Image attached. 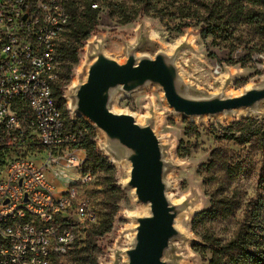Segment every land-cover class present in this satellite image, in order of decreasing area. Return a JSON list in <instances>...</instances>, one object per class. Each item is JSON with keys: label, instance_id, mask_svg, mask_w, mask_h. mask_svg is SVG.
<instances>
[{"label": "rangeland", "instance_id": "1", "mask_svg": "<svg viewBox=\"0 0 264 264\" xmlns=\"http://www.w3.org/2000/svg\"><path fill=\"white\" fill-rule=\"evenodd\" d=\"M158 1V4L145 7L139 0H99L98 32L87 40L79 53V63L73 68V78L64 86L67 107L68 94L73 82L83 79L86 74L92 47L89 42L94 38L106 40V52L118 60L125 59L126 45L135 43L140 35L146 39L141 52L151 55L158 50L172 53L176 47L181 46L177 57L180 71L186 80L202 93L224 91L227 95H237L246 88L264 81V51L254 54L252 58L248 54V47L254 42H259V47L264 50V41L254 39L249 27H241L233 36L227 38L216 40L212 37L203 38L202 24L192 17H182L180 0ZM133 12L139 13L132 21L123 22L124 15ZM62 39L65 43L72 41L68 33ZM251 39L253 40L250 43ZM113 107L136 117L149 115L151 110L156 112L157 134L167 148L168 158L177 165L168 174L172 183V197L177 202L184 200L190 206L188 216L180 219L178 223L180 229L188 236V240L176 241L175 254L179 256V264H207L211 256L209 252L199 253L194 248V243L202 242L200 233L204 228L193 230L192 220L198 213L210 207L212 194L215 192L235 194L242 199L243 204L260 198L264 202V190L258 188L259 174L264 164V151L259 150L254 143L238 145L224 139L223 135L230 125L244 118H255L262 125L264 120L247 113L227 118L200 120L175 116L158 87L131 95L118 94ZM262 111L264 113V106ZM73 118L76 120L77 117ZM96 133L97 146L106 155L101 148L102 137L98 131ZM216 149H221L232 158V163L241 165L244 172L239 178L229 179L223 170L209 166L211 154ZM107 157L112 162V159ZM113 165L116 167L115 179L123 196L111 232L97 241L99 264H111L114 259L123 260L122 256L118 257L113 253L116 249L127 246L133 225L129 215L146 211L144 205L136 202L132 190L122 186L123 181L128 179V167L123 164ZM90 174L92 180L88 184L81 180L75 183L79 185L81 198L95 210L100 220L108 204V187L105 183L107 175L101 171ZM50 177L58 191L65 190L75 181L72 170H52ZM236 222L237 220L233 219L216 221L207 223L205 228L226 240L236 229ZM71 259L72 256L68 253L57 260L59 264H74Z\"/></svg>", "mask_w": 264, "mask_h": 264}, {"label": "built area", "instance_id": "2", "mask_svg": "<svg viewBox=\"0 0 264 264\" xmlns=\"http://www.w3.org/2000/svg\"><path fill=\"white\" fill-rule=\"evenodd\" d=\"M68 23L66 0H0V264H56L97 223L75 183L92 180L85 131L67 129L53 97ZM58 169L75 174L63 191Z\"/></svg>", "mask_w": 264, "mask_h": 264}, {"label": "water", "instance_id": "3", "mask_svg": "<svg viewBox=\"0 0 264 264\" xmlns=\"http://www.w3.org/2000/svg\"><path fill=\"white\" fill-rule=\"evenodd\" d=\"M145 41L140 35L135 43L127 44L125 59L118 60L106 52V40L94 38L89 42L86 74L68 94L71 117L84 118L99 132L105 156L128 167V179L122 186L131 189L136 202L146 207L143 213L129 215L133 225L127 246L113 253L123 260L114 259L111 264H179L175 243L187 241L188 236L178 223L190 212L188 202L172 197L168 174L177 165L168 158L157 134L156 112L151 110L143 123L138 122L134 114L114 109L118 94L158 87L175 116L214 119L244 111L264 120V81L237 95L202 93L180 71L181 46L172 53L158 50L151 55L141 52Z\"/></svg>", "mask_w": 264, "mask_h": 264}, {"label": "trees", "instance_id": "4", "mask_svg": "<svg viewBox=\"0 0 264 264\" xmlns=\"http://www.w3.org/2000/svg\"><path fill=\"white\" fill-rule=\"evenodd\" d=\"M139 2L145 7L159 3L158 0H139ZM179 2H181L180 12L183 18L192 17L202 24L203 38L212 37L214 40L227 38L233 36L239 28L249 27L254 39L264 41V0H180ZM66 3L69 23L63 36L68 33L72 41L65 43L62 38L60 40L59 78L53 84V97L62 112L67 129L71 132L85 131L79 145L85 150L87 157L84 173L104 172L107 175L105 183L108 187L106 211L88 230L86 240L73 246L69 253L74 264H99L97 241L111 232L123 192L115 179L116 167L97 146L96 129L81 117L73 120L64 99V86L73 78L72 72L74 66L79 63V53L87 40L98 32L100 11L92 6L94 4L99 6V0H66ZM138 13L125 14L123 22L132 21ZM248 48L250 58L264 51L259 47V42H254ZM223 138L241 146L254 143L259 150L264 151V125L252 117L234 122L228 127ZM231 159L221 149H216L211 154L209 166L223 170L229 179L236 180L244 169L239 163H232ZM258 188L264 190V164L260 170ZM263 216L262 198L243 204L242 199L235 194L215 192L211 196L210 207L198 213L192 220L193 230L204 228L200 233L202 242L194 243V248L199 253L209 252L211 256L207 264H264ZM231 219L237 222L236 229L229 239L223 240L205 228L207 223ZM3 242L0 237V246ZM56 264H59L58 260Z\"/></svg>", "mask_w": 264, "mask_h": 264}, {"label": "bare ground", "instance_id": "5", "mask_svg": "<svg viewBox=\"0 0 264 264\" xmlns=\"http://www.w3.org/2000/svg\"><path fill=\"white\" fill-rule=\"evenodd\" d=\"M75 82L76 81L73 82L71 88L73 87V85H75ZM69 102H70V99H69ZM245 114H246V112H244V111H241V112L238 113V115H245ZM145 117H147V115L141 116V117H137V121L143 123ZM110 158L112 159L113 163H115L116 165H120L112 156H110ZM187 216H188V214H185V215L181 216L180 219H182L183 217H187Z\"/></svg>", "mask_w": 264, "mask_h": 264}]
</instances>
